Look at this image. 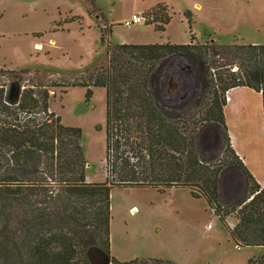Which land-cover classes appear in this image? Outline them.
I'll list each match as a JSON object with an SVG mask.
<instances>
[{"label": "trees", "instance_id": "16d2710c", "mask_svg": "<svg viewBox=\"0 0 264 264\" xmlns=\"http://www.w3.org/2000/svg\"><path fill=\"white\" fill-rule=\"evenodd\" d=\"M160 6L152 10L154 18ZM169 23L165 17L163 25ZM155 29L165 30L161 25ZM99 31L107 64L73 86L86 88L87 99L94 88L106 90L104 183L87 182L82 130L63 126L60 117L49 112L46 87L26 88L15 100L0 89V259L4 264H91L88 249L96 245L111 264H174L120 262L112 255L114 188H152L163 194L187 189L194 199L206 201L236 246L264 247V238L253 242L252 237L253 228H264V187L235 154L224 117L226 94L236 87L261 93L264 110V45L199 46L194 35L187 45L106 44ZM173 55L197 58L210 75L205 120L208 127L223 130V156L229 155L224 165L239 167L247 176L245 193L233 204L219 203V172L208 174L201 165L200 128L170 117L156 103L152 75L160 60ZM217 55L229 65L238 63V73H226L227 68L217 73L224 68L214 59ZM234 213L235 226L226 227V217ZM247 264H264V256L252 257Z\"/></svg>", "mask_w": 264, "mask_h": 264}, {"label": "rangeland", "instance_id": "374dc122", "mask_svg": "<svg viewBox=\"0 0 264 264\" xmlns=\"http://www.w3.org/2000/svg\"><path fill=\"white\" fill-rule=\"evenodd\" d=\"M156 2L0 0V71H7L0 73V89L3 87L15 100L26 88H47L49 112L59 116L63 126L82 130L89 183L106 181V90L94 88L92 97L87 99V89L73 84L107 64L106 46L100 41L99 28L109 44L187 45L194 35L199 46H247L253 44L242 41L240 36L264 38V0ZM156 4L162 10L154 18L152 10ZM132 15H138L142 21L126 26ZM165 17L170 18L166 26ZM159 25L165 28L163 32L155 29ZM214 59L224 66L217 73L226 68L229 71L226 73H238V63L229 65L222 55ZM204 71L195 57L168 56L157 63L151 86L156 103L165 114L188 123L192 121L200 128L201 165L208 174L219 172V203L233 204L237 201L224 200L245 189L244 179L240 178L244 174L239 167L224 165L229 155L223 156L226 147L223 130L208 127L205 120L207 85L211 78ZM229 93L230 90L226 97L230 98ZM229 101L225 98L226 103ZM111 214V251L120 262L238 264L237 257L247 253L241 248L231 252L226 228L206 201L192 199L187 189L167 190L163 194L152 188H114ZM235 217L236 213L226 217V227L235 226ZM207 225L214 230L207 232ZM252 237L253 242L264 238V228H253ZM88 259L91 264H111L96 245L88 249ZM0 264H4L2 259Z\"/></svg>", "mask_w": 264, "mask_h": 264}, {"label": "crops", "instance_id": "0c3cea01", "mask_svg": "<svg viewBox=\"0 0 264 264\" xmlns=\"http://www.w3.org/2000/svg\"><path fill=\"white\" fill-rule=\"evenodd\" d=\"M157 1L156 3L159 4L163 3L165 0ZM150 9H142L141 11L144 12ZM240 38L242 41L249 44L264 45V38L260 36H252L249 34L244 37L240 36ZM229 95L230 101L224 106V117L232 148L247 171L255 179L256 183L264 187V110L262 95L248 87L233 88L230 90ZM242 173L244 177L240 176V178L244 179L245 189L241 191V193L238 192L237 196L236 193L233 194L236 196L235 199L233 195L226 196L224 202L227 200L233 202L238 201L244 195L247 187V177L244 172ZM191 198L194 199L192 196ZM207 227L205 229L207 232L214 230V227ZM228 246L231 252H233V250L236 252L235 250L237 248H241L236 246L231 240L228 241ZM241 249L245 250L247 253L239 255V258L237 257L238 264H247L248 260L252 257L264 256V247H246Z\"/></svg>", "mask_w": 264, "mask_h": 264}, {"label": "built area", "instance_id": "2783aa9c", "mask_svg": "<svg viewBox=\"0 0 264 264\" xmlns=\"http://www.w3.org/2000/svg\"><path fill=\"white\" fill-rule=\"evenodd\" d=\"M141 21H142L141 17H139L138 15H132L131 19L126 21L125 25L131 26L134 24H140ZM229 100H230V98L227 96L226 101H229ZM208 228H211V225H209Z\"/></svg>", "mask_w": 264, "mask_h": 264}, {"label": "bare ground", "instance_id": "6f19581e", "mask_svg": "<svg viewBox=\"0 0 264 264\" xmlns=\"http://www.w3.org/2000/svg\"><path fill=\"white\" fill-rule=\"evenodd\" d=\"M36 47H37L38 49H42L41 44H37Z\"/></svg>", "mask_w": 264, "mask_h": 264}, {"label": "water", "instance_id": "95a60500", "mask_svg": "<svg viewBox=\"0 0 264 264\" xmlns=\"http://www.w3.org/2000/svg\"><path fill=\"white\" fill-rule=\"evenodd\" d=\"M105 254V253H104ZM106 255V254H105ZM107 257V256H106ZM108 258V257H107Z\"/></svg>", "mask_w": 264, "mask_h": 264}]
</instances>
